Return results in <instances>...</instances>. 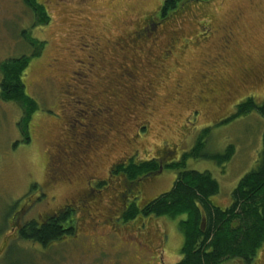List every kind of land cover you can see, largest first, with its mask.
<instances>
[{
  "label": "rangeland",
  "instance_id": "374dc122",
  "mask_svg": "<svg viewBox=\"0 0 264 264\" xmlns=\"http://www.w3.org/2000/svg\"><path fill=\"white\" fill-rule=\"evenodd\" d=\"M39 1L52 17L47 24L37 22L33 10L24 0H0V66L10 58L30 56L23 80L27 93L38 103L29 124L31 140L27 142L21 130L24 107L17 101L1 97L3 75L0 69V264L176 263L181 259L184 242L179 221L186 216L177 219L148 217L145 219L148 227L144 231L138 230L139 224L135 222L139 220L130 223L114 217L107 234L106 229H102L109 221L105 207L110 205L107 199L99 206L103 216L93 214L98 220L93 226L90 217L77 211L76 224L81 227L77 233L47 246L20 238L19 228L23 224L31 220L41 221L45 214L53 213L70 199L66 198L69 192L65 186L50 190L58 197L52 198L48 204L34 198L39 192L34 188L35 184L43 183L49 169L51 142L57 135L53 117H61L59 105L62 108L70 102L67 92L82 85V79L73 80L72 77L85 73L88 54L95 47H101L106 58L101 62L104 70H98L97 78L103 83L120 84L121 98L128 99L130 94L124 84L131 80L124 72L127 70L126 73L131 74L132 70V82L143 89L141 93H145V97L139 94L126 105L129 107L126 114L130 116L120 120L122 128H126V136H117L114 131L105 141L95 173L103 176L116 157L135 148L145 156L153 155L155 151L162 154L163 146L170 144L177 148L170 161L179 160L194 146L201 131L210 127L204 155L223 153L228 146L234 145L233 157L225 165H218L206 156L190 158L187 169L212 173L220 185L219 193L212 197L214 202L222 207L229 206L233 190L241 178L259 164L264 117L252 111L230 119L241 100L235 104L227 103L222 113L231 112L230 116L215 122L221 105L212 110L210 118L208 107L197 103L195 95L206 83L201 77L202 70L237 79L245 66L264 68V0H210L205 3L183 0L177 11L163 19L159 11L164 0ZM145 17L146 24L142 23ZM208 24L213 30L229 25L238 31L239 44L230 52V65L215 67L207 62L219 37L216 34L207 41L202 39L203 36L197 37ZM129 31L136 39L135 42L129 37L133 42H127L137 46L134 57L128 54L130 47L122 50L117 45L120 37ZM97 32L100 34L95 35ZM36 39L45 41V45L41 47L42 43L34 42ZM170 45L173 52L169 56L164 55V50ZM143 46V49L152 50L151 57L146 56L147 51L143 54ZM134 48L131 51H135ZM37 51L40 54L33 56ZM67 75L68 81H63ZM248 95L264 102V82L256 88L243 89L238 99ZM196 109L197 119L192 116ZM141 122L147 124L149 130L136 143L134 130ZM177 175L178 170L166 168L163 174L156 176L166 178L149 184L143 199H154L169 191ZM29 195L32 198H27ZM94 240L97 243L94 244ZM152 255L158 258L151 259ZM255 262L264 264V246ZM223 264L242 263L231 260Z\"/></svg>",
  "mask_w": 264,
  "mask_h": 264
},
{
  "label": "flooded vegetation",
  "instance_id": "af4514ba",
  "mask_svg": "<svg viewBox=\"0 0 264 264\" xmlns=\"http://www.w3.org/2000/svg\"><path fill=\"white\" fill-rule=\"evenodd\" d=\"M181 6L182 3H180L179 8ZM145 19L146 17L142 20V23L145 22ZM203 30L204 32H201L202 29L200 30L197 37L201 38L203 36L202 39L205 41L214 35L219 34L218 42L212 47L211 58L207 62L211 63L215 67L219 64H224L225 66L230 65L232 62L230 52L232 53L235 49V45L239 44L237 38L238 31H236L235 27L221 25L218 29L213 30L208 24L205 29L203 28ZM132 33V31H129L124 37H120L117 41V45L122 50L126 47H130L128 49V54H131L130 56L134 57L137 46L135 44L127 43L128 40L130 42L132 41L130 38L136 42L135 36L132 37ZM99 34L100 33L97 32L95 35ZM121 40H123V42L120 44ZM95 43L99 45L97 41ZM91 45L93 46L94 44L92 43ZM134 46H136V48H134ZM132 48H134L133 50L135 51H131ZM143 48L144 46L141 49L143 54H146L147 51L148 53L146 56L151 57L150 55L152 54V50ZM172 52L173 50H171L170 45L164 50V55L169 56ZM103 54L104 51L101 47H95L94 50L88 54L89 60L88 66L85 65V73L80 74L76 72V74H80L79 77H72L73 80H76L77 78H79V80L82 79V85L80 87L73 88L72 92H67L70 102L66 103L62 108L59 105V108L62 110L61 117H53V124L56 127L57 135L54 141L51 142L53 148L51 150L49 169L43 183H40L37 186L39 192L34 198L37 201H42L43 203L48 204L52 198L58 197L57 193H51L50 190L55 188V190H57L65 186L67 187V192H69V195L66 198L70 199L54 210L53 213L51 212L45 214L39 222L43 223L50 220L51 218L57 216L58 212L61 210H69L68 212H70L73 219H75L77 211L82 212L87 218L90 217L93 226V224L98 221L93 214L103 216L100 212L99 206H101V204L107 199L110 205L106 204L105 207L107 213L109 214V221L105 222V227H102V229H106L107 234L108 226L110 225L112 219L117 217L119 219L122 218L125 221L126 214L133 207H139L141 211L136 217L129 221L131 223L132 221L139 220L135 222L139 224L138 230L144 231L148 227L145 219L148 217H155V215H145L142 208L147 203L157 198H150L152 200L143 199L144 191L152 182L158 179L164 180L166 177L159 178L156 176L163 174L165 169L168 168L167 166L173 162L179 161L180 159L170 161L172 158L171 154L177 149H174L170 144H165V146H163L161 149L162 154L155 151L153 155L149 153V155L145 156L141 155L140 149L135 148L132 152H124V154L116 157L109 165L107 173L103 176L100 177L95 173L97 160L100 153L104 150L105 141L109 140L114 131L117 136H126V134H124L127 132L126 128H122L120 124L121 119H125L130 116L129 114H126V110L129 109L126 105L130 104L136 96H139V94L145 97V93H141L143 89L137 87L132 82L134 73L130 68L127 69L129 71L131 70V74L126 73L127 70L124 72V75L129 76V79L131 80L129 84H124L126 87L125 90H127L128 94H130L129 97L127 96L128 99L121 98L123 94L121 91L122 89L119 88L121 87L120 84L103 83L97 78L99 72L98 70H100V72L104 70V65L102 66L101 62L104 61L103 59L106 57H104ZM130 59L133 60L132 58ZM234 59H236V57ZM64 77L65 80L63 81L67 82L68 75ZM201 77L203 78V83H206L201 91L195 95V98L197 99V103H202L208 107L210 111V118L213 116L211 114L212 110L216 108V106L221 105L220 112L216 114L217 119H215V122H217L223 121L230 116L231 112L229 114L222 113L227 103L234 102L233 104H235L249 97L248 95L243 99H238V96L241 94L243 89L256 88L264 82V68L261 70L255 66H245L237 76V79L232 76H230L229 79L223 75L220 77L218 73H212V70H206L205 72L202 70ZM60 85L65 88V85L63 86L61 83ZM141 103L143 104L144 102ZM197 115L198 109L192 112L193 118L197 119ZM63 119H66V121H62ZM148 130V125L141 122L139 127L134 130L136 131L134 141L137 143L138 139L144 137L148 133ZM128 141L130 142L129 139ZM165 149H167L170 154L165 151ZM153 161L157 162L158 168H156V170H150L134 180L128 179L126 173L122 170V166H127L132 162L137 164L150 162V164H152L151 162ZM75 186H77V188H73ZM27 198H32V196L29 195ZM212 201L216 206L224 210L229 207L220 206L214 202L213 198ZM24 208L28 207L25 206ZM18 214H21V212H18ZM80 228V226H76L75 233H77V230H80ZM87 236L90 240H93V237L90 234H87ZM147 236L148 232L146 238ZM166 236L169 238L168 234ZM151 242L152 241H150V243ZM162 242L164 243V240ZM95 243H97V240H94V244ZM263 246L264 244L258 249L257 254L250 264L256 263L255 261L257 260V256ZM121 254H123V252H121ZM157 258L158 257H155L154 255L151 256V259L156 260ZM182 259L183 254L181 248L180 260ZM237 261H239V263L246 264L243 261ZM107 262L108 261H104L101 264H106ZM140 264L153 263L146 262Z\"/></svg>",
  "mask_w": 264,
  "mask_h": 264
},
{
  "label": "trees",
  "instance_id": "16d2710c",
  "mask_svg": "<svg viewBox=\"0 0 264 264\" xmlns=\"http://www.w3.org/2000/svg\"><path fill=\"white\" fill-rule=\"evenodd\" d=\"M183 0H164L160 12L161 18L178 9ZM207 2L210 0H198ZM33 10L37 22L47 24L52 17L39 0H24ZM42 43L37 39L34 42ZM40 54V51L33 56ZM30 56H20L4 61L2 71L1 97L4 100L19 102L25 110L21 130L25 141L31 140L29 124L38 109L37 101L26 91L23 80L25 71L30 64ZM256 111L264 117V102L248 97L241 101L230 119L247 115ZM207 127L196 139L194 146L183 154L179 161L173 162L168 168L178 170L173 187L147 203L142 209L145 215L168 216L180 219L179 228L184 235L182 247L183 259L175 264H223L228 260H240L250 264L257 251L264 244V138L260 161L256 169L245 174L232 193V203L225 210L216 206L212 197L220 191L219 182L209 171L187 169V160L206 156L218 165H225L235 153L234 145H230L223 153H207L204 149L209 137ZM131 163L122 166V170L130 180H134L150 170H156V161ZM35 184L34 188H37ZM69 210H61L50 220L40 223L31 220L19 228L21 239L49 245L76 230V219L71 217ZM141 209L133 207L125 216L129 221L139 214Z\"/></svg>",
  "mask_w": 264,
  "mask_h": 264
}]
</instances>
